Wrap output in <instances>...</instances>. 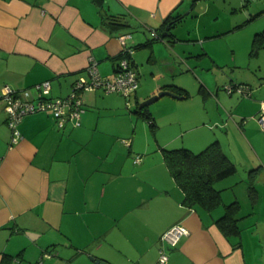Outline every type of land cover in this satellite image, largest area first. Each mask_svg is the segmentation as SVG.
Returning a JSON list of instances; mask_svg holds the SVG:
<instances>
[{
	"label": "crops",
	"instance_id": "crops-1",
	"mask_svg": "<svg viewBox=\"0 0 264 264\" xmlns=\"http://www.w3.org/2000/svg\"><path fill=\"white\" fill-rule=\"evenodd\" d=\"M191 3L0 0V264H98L96 259L106 264H158L161 249L168 256L167 264H264V130L256 122L264 85L253 94L251 85L243 82L250 86L251 95L236 100L224 123L227 139L231 136L233 142L244 144L251 155L238 154L235 148L226 151L218 133L212 135L229 159L246 171L247 188L251 182L254 198L237 199L238 184L232 178L236 169L215 183L222 205L211 211L182 203L183 192L161 151L176 135L161 141L154 110L147 108L154 128L133 112L137 102L168 89L167 85L185 90L168 89L182 96L175 99L193 100L190 109L196 98L205 107L210 99L227 101L240 94L226 91L227 97L218 85L194 73L190 77L198 87L192 89L178 76L173 78V58L163 59L162 69L157 66L153 40L165 39L164 44L172 48L174 37L160 38L156 27L163 28L169 16L181 15ZM133 25L148 30L152 38L131 36L126 41L134 46L131 61L138 77L134 105L129 104L132 114L125 110L126 101L119 93L96 88L81 93L79 126L67 122L58 127L47 111L27 114L17 125L20 138L10 143L3 85L32 92L35 84L48 80L50 96H65L75 79L87 77L89 58L96 60L101 75L112 78L120 50L118 36ZM143 61L139 72L138 62ZM182 121L176 123L186 131L201 127L196 123L187 127ZM206 138L211 137L197 134L182 142L194 151L191 144L208 145ZM231 190L236 198L232 201L239 204L240 231L227 236L215 220L228 204L224 194L230 196ZM246 202L250 211L242 212ZM177 222L188 233L175 245L162 241L161 234Z\"/></svg>",
	"mask_w": 264,
	"mask_h": 264
},
{
	"label": "rangeland",
	"instance_id": "rangeland-1",
	"mask_svg": "<svg viewBox=\"0 0 264 264\" xmlns=\"http://www.w3.org/2000/svg\"><path fill=\"white\" fill-rule=\"evenodd\" d=\"M191 1L192 3L181 11L182 19L174 23L171 28L167 29L166 26L163 28L156 27L159 35L169 31L174 36L172 48L164 44L163 40L165 39L153 40L158 55L157 66L162 69L164 66L163 59L173 58V66L175 67L173 78L178 76L180 80L194 87L192 89L198 87V83L190 77L194 73L202 81L218 85L220 91L227 97L228 95L223 87L230 84V82H247L251 85L253 94H255L258 86L264 85V0ZM123 32L130 33L134 37H144L145 35V37L152 38L148 30L136 25L126 27ZM145 52L147 53V51H142V53ZM141 56L143 59V54ZM143 65L145 66L144 61L138 62V71L143 68ZM237 95L233 96L234 99L228 97L227 101L210 99L205 101V104H208L205 107L203 106L204 102L194 97L198 101H196V105H192L191 109L188 103L193 102V100L184 101L185 99L172 97L170 99L172 101L169 102L174 103H169L166 101L169 100V97L163 95L146 107L154 110V113L158 116L160 126L157 134L161 141L165 142L176 135L174 142L173 140L169 142L166 148H188V144L182 142V140L186 141L192 135L197 134L203 137H211L206 138L208 139L206 143H210L209 141L214 140L213 133L217 132L226 151L235 148L238 154L247 156L251 155L248 147L233 142L231 136L228 140L229 138L227 139L224 135V123L228 119L227 116L229 113H233V105L236 100H241L244 97L240 94ZM121 96L122 100L126 101L125 97ZM130 103L134 105L133 96L129 99ZM125 106V110L130 113L132 106L129 107L126 103ZM191 115L196 117L188 122L187 120ZM178 119L187 122V127L194 126L195 123L201 127L186 131L184 128H179L176 123ZM106 124L111 127L109 120H106ZM124 141L129 142V140ZM205 145L197 147V144L193 143L190 147H194L193 150L197 152ZM241 159L245 161L243 158ZM240 172H242V177L244 176L242 179L240 178ZM232 178L238 184L236 187L237 199L241 201L243 199L249 200L250 195L247 192L248 188L245 181L246 171L240 164L237 165V173ZM232 192L234 191H228L230 196L224 194L226 203L236 199L233 197ZM242 195H244V198ZM243 205L242 212L250 211V202L243 203Z\"/></svg>",
	"mask_w": 264,
	"mask_h": 264
},
{
	"label": "built area",
	"instance_id": "built-area-1",
	"mask_svg": "<svg viewBox=\"0 0 264 264\" xmlns=\"http://www.w3.org/2000/svg\"><path fill=\"white\" fill-rule=\"evenodd\" d=\"M128 38H130L129 33H122L118 36L119 52L122 57L118 60L112 78L101 75L98 71L96 60L89 58L85 68L87 77L79 76L75 79L72 83L71 92L65 96H50V81L48 80L35 84L32 92L30 90H15L7 84L3 85L1 100L7 116V125L11 132L10 143H15L20 138L17 125L27 114L47 111L52 115L58 127H64L67 122H72L73 126H79L83 104L81 93L85 91L102 88L105 92H117L125 97L126 104L129 106V99L133 96L138 86V77L129 58L133 50L126 43ZM223 88L229 93L236 91L244 97L251 95L250 86L247 84L230 83L224 85ZM256 120L260 128L264 130V100L260 101ZM124 143L129 145L128 141H124ZM138 159L139 156L137 155L136 160ZM187 233L188 230L185 225L177 222L161 234V240L170 245H175ZM167 260V254L161 249L157 263L167 264Z\"/></svg>",
	"mask_w": 264,
	"mask_h": 264
},
{
	"label": "trees",
	"instance_id": "trees-1",
	"mask_svg": "<svg viewBox=\"0 0 264 264\" xmlns=\"http://www.w3.org/2000/svg\"><path fill=\"white\" fill-rule=\"evenodd\" d=\"M181 19V15L175 17L169 16L164 23V27L170 22L169 28H171L174 23ZM160 36V38L170 37L171 39L174 37L169 31H166ZM131 47L134 51V46ZM121 57V53L118 52L114 71ZM131 57L132 55L129 58L131 59ZM165 87L168 89H175L177 93L185 92V90L176 88L174 85H167ZM133 112L148 120L152 128L155 127V123L151 119V115L142 101L137 102L136 109ZM161 151L170 175L183 192L182 203L185 206L189 208L198 206L206 211H211L222 205L221 190L216 188L215 183L218 180L232 175L237 168L235 163L224 153L219 141H212L197 152L185 147H163ZM248 190L250 197L254 198V190L251 182H249ZM223 207V214L215 220L216 224L227 236L239 234L240 230L237 225L238 202L232 201L223 205Z\"/></svg>",
	"mask_w": 264,
	"mask_h": 264
},
{
	"label": "water",
	"instance_id": "water-1",
	"mask_svg": "<svg viewBox=\"0 0 264 264\" xmlns=\"http://www.w3.org/2000/svg\"><path fill=\"white\" fill-rule=\"evenodd\" d=\"M169 24H170V22L168 24H166V28L167 29L169 28ZM163 95L171 96L173 98H181L182 97L181 95H179V94H177V93H175V92H173L171 90H168V89H159L155 93H153L152 95H150L148 98H146L145 100H143L142 102H143V104L145 106H147V105L151 104L152 102L156 101L157 99H159ZM95 261L98 264H106L104 261L99 260V259H96Z\"/></svg>",
	"mask_w": 264,
	"mask_h": 264
}]
</instances>
